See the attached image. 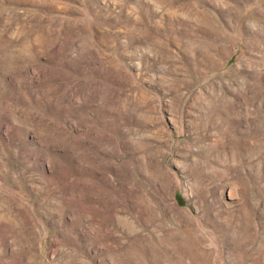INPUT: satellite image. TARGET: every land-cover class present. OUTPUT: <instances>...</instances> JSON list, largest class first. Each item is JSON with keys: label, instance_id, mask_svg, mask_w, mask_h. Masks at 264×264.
<instances>
[{"label": "rangeland", "instance_id": "374dc122", "mask_svg": "<svg viewBox=\"0 0 264 264\" xmlns=\"http://www.w3.org/2000/svg\"><path fill=\"white\" fill-rule=\"evenodd\" d=\"M0 264H264V0H0Z\"/></svg>", "mask_w": 264, "mask_h": 264}]
</instances>
